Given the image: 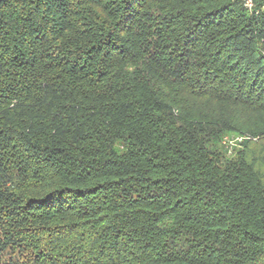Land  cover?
I'll return each instance as SVG.
<instances>
[{
  "label": "trees",
  "instance_id": "16d2710c",
  "mask_svg": "<svg viewBox=\"0 0 264 264\" xmlns=\"http://www.w3.org/2000/svg\"><path fill=\"white\" fill-rule=\"evenodd\" d=\"M0 0V264H264V0Z\"/></svg>",
  "mask_w": 264,
  "mask_h": 264
},
{
  "label": "built area",
  "instance_id": "2783aa9c",
  "mask_svg": "<svg viewBox=\"0 0 264 264\" xmlns=\"http://www.w3.org/2000/svg\"><path fill=\"white\" fill-rule=\"evenodd\" d=\"M243 4L245 5V7H247L248 9L252 10L254 7V0H242Z\"/></svg>",
  "mask_w": 264,
  "mask_h": 264
}]
</instances>
